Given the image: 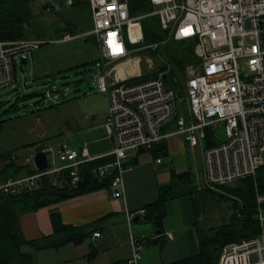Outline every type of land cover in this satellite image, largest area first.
Returning a JSON list of instances; mask_svg holds the SVG:
<instances>
[{
	"label": "built area",
	"instance_id": "built-area-1",
	"mask_svg": "<svg viewBox=\"0 0 264 264\" xmlns=\"http://www.w3.org/2000/svg\"><path fill=\"white\" fill-rule=\"evenodd\" d=\"M153 12L164 29L176 39L197 38L195 53L199 61L186 68V94L180 96L164 81V72L142 70L140 54L132 55L143 40L142 15L130 13L128 0H89L94 34L99 50L94 74L99 91L106 93L108 108L104 122L113 141L104 153L112 159L92 167L100 179L112 176L110 194H125L124 171L133 165L141 151H150L160 139L181 133L192 146H202L205 180L211 186L255 176L264 166V0H151ZM73 35L63 32L61 39ZM48 38L0 39V89L16 80L18 62ZM133 59L121 72L119 64ZM148 69L154 60L147 57ZM142 77L135 80L136 77ZM186 100L190 117L180 113L174 131H164ZM223 126L225 136L216 144H203L207 127ZM216 134V133H215ZM217 135V134H216ZM48 153L54 151L46 147ZM63 164H52L31 174L13 175L0 180V196L41 187L45 175L61 186L65 169L71 183L79 181V166L102 155L91 154L87 146L74 148L68 142L55 149ZM50 159V157H49ZM162 156L157 157L160 162ZM198 188H201L199 185ZM258 234L227 244L219 264L230 256L239 264H264V191H257ZM145 208L128 211L129 223ZM100 235L99 231L94 232ZM146 239L131 231L130 254L124 264H143L141 250ZM228 245L232 248L229 250Z\"/></svg>",
	"mask_w": 264,
	"mask_h": 264
},
{
	"label": "trees",
	"instance_id": "trees-1",
	"mask_svg": "<svg viewBox=\"0 0 264 264\" xmlns=\"http://www.w3.org/2000/svg\"><path fill=\"white\" fill-rule=\"evenodd\" d=\"M35 1L0 0V39L60 38L63 32L76 35L93 27L89 0H70L69 3H67L68 0H39L40 11L34 10ZM128 2L132 15H142L144 38L137 43V46L144 53L156 58L159 63V71L164 72L165 84L173 88L180 96H185L186 66L199 61L195 53L197 38L176 39L169 30L162 27L159 14L153 12L155 6L151 0H128ZM46 11L54 14L56 19L49 23L42 18ZM90 35H86L85 39L88 40ZM26 60L27 58H23L21 62ZM45 94L46 91L43 92V95ZM28 96L29 94H26L25 98ZM58 103L59 101H55L52 104ZM25 105L22 106L15 100L10 107H5L3 112H0V132L8 129L7 121L9 119L19 117L25 122V119L31 116L43 114L42 110L45 108L38 100L34 109H28ZM180 113L177 110L172 122L176 121ZM183 113L185 114V112ZM185 115L188 117L187 112ZM9 128L15 130L18 127L10 125ZM221 140L222 138L217 137L212 127H207V145L216 144ZM161 141H157L151 150L158 154H164L166 151L164 144L156 148ZM38 143L45 144V147L48 146L45 138L39 142L32 141L21 143V145L36 147ZM0 159L3 160L0 165V180L13 175L31 174L37 171L32 160L19 162L16 148L1 151ZM111 159L112 157L106 155L80 164L79 181L75 184L71 183L70 169H65L63 171L65 177L61 186L54 185L52 183L53 175L48 174L43 177L41 187L0 196V264H39L36 255L25 250L24 245L41 249L48 246H60L69 241L81 242L88 235L86 227L62 223L59 213L53 214V219H56V229L52 235H44L38 239L27 238L22 229L21 215L77 194L101 187H110L112 176L100 179L94 175L91 169L93 166ZM135 162L136 159L132 161L133 164ZM172 176L170 184L161 186L158 196L143 206L146 211L144 218L152 221L160 230H162L163 219L166 216L168 199L191 192L194 187L200 190L212 189L211 186L198 188L194 184V173L191 171L178 174L172 170ZM219 185L225 191H221V193L230 192L235 196V211L230 219L224 224L212 226L206 230H198L199 250L189 256L177 258L168 264H218L225 245L260 232L256 189L264 191V166L258 169L255 176L244 177L232 184ZM94 253L95 251L92 250V254Z\"/></svg>",
	"mask_w": 264,
	"mask_h": 264
},
{
	"label": "rangeland",
	"instance_id": "rangeland-1",
	"mask_svg": "<svg viewBox=\"0 0 264 264\" xmlns=\"http://www.w3.org/2000/svg\"><path fill=\"white\" fill-rule=\"evenodd\" d=\"M69 2L70 0L67 1V3ZM39 4V0L34 2L35 11H40ZM47 12L43 14L42 18L50 23L56 19V16ZM85 32L87 31H84L80 36L73 37L71 41L45 42L38 49L27 53L25 62L17 63L15 69L16 80L12 85L0 89V104H2L0 105V112H3L5 107H10L15 100L22 106L26 104L25 106L28 109H34L38 100L45 108L42 110L43 114L31 116L25 119V122L19 117L9 119L7 121L9 130L5 129L0 132V152L16 148L19 162H29L32 160L35 147L30 145L24 147L21 143L39 142L45 138L48 146L54 149V151L49 152L52 164H63L64 160L55 152L58 143L61 141L68 142L74 148H79L81 145L88 146L92 153L98 151V146L103 143L101 140L107 143L111 142L102 123L108 108L106 93L98 90L94 79L95 72L99 70L96 65L97 40L95 35L91 33L86 34H91L88 37L89 39L86 40ZM135 46L137 44L133 47ZM131 54L141 55L143 71L154 74L159 72V63L155 57L144 53L141 48ZM148 56L154 60V68L150 70L148 69ZM85 59L90 61L84 65L74 66ZM132 60H129V62ZM64 61H67L65 64L69 65H64L65 67L61 71L43 73L42 68L44 65L48 66L49 63L56 64ZM126 63L119 67L122 68V71L125 65H129V63ZM44 91H46L45 95L37 94ZM26 94H29L27 98H25ZM55 101H59V103L52 104ZM185 109H187L186 100L179 101L178 110L184 112ZM10 125L18 128L15 130L10 129ZM215 133L217 137L223 138L225 136L224 127L220 126L215 130ZM205 142L203 140V144ZM201 148V145L191 148L189 157L191 168L195 172L194 184H202L207 187L211 185L204 181L200 170ZM2 161L0 159V165ZM238 180L230 183H235ZM211 187L215 190H200L194 187L191 192L179 196L184 208L185 218L190 224L187 226L192 228L193 232L196 229L197 231L206 230L209 227L224 224L235 211L234 194L230 192L221 193V191H225L219 184ZM256 190L260 191L258 188ZM169 219L173 221L172 216H169ZM132 225L136 230L137 227L144 225L150 227L151 223L142 220L133 221ZM160 253L161 246L159 243L144 242L141 250V262L143 264H159Z\"/></svg>",
	"mask_w": 264,
	"mask_h": 264
},
{
	"label": "crops",
	"instance_id": "crops-1",
	"mask_svg": "<svg viewBox=\"0 0 264 264\" xmlns=\"http://www.w3.org/2000/svg\"><path fill=\"white\" fill-rule=\"evenodd\" d=\"M81 34L73 35V37ZM72 38H52L54 40L51 42H66V40L71 41ZM98 59L99 50L97 47L96 60L98 61ZM89 61V59H85L74 66L84 65ZM65 63L67 61L56 64L49 63L48 66H43L42 71L46 74L59 72L64 69ZM96 65L98 66L97 62ZM121 72H123L122 69ZM184 112L185 114L187 112L188 117H190L187 109ZM105 119L106 116L102 122L103 125ZM172 120L164 126V131L176 129V121L172 122ZM160 140L162 141L157 144L156 148L164 144L166 150L164 154H158L152 150L141 151L136 157V162L124 171V195L112 196L110 187H101L23 213L20 218L22 229L25 236L30 239H38L55 232L56 219H53L54 213L60 214L62 223L84 226L88 232V235L79 243L69 241L60 246H48L41 249L25 245V250L34 253L39 264H124L130 254L129 237L132 231L137 235L148 237L146 241L148 243L149 241L155 244L159 243L161 246L159 264H168L177 258L196 253L199 250L198 231L196 229L193 232L192 228L187 226L190 224L185 218L179 196L167 200L166 216L163 219L160 232H157L158 228L152 221L144 218L145 214L137 213L132 222L143 220L150 222V227L144 225L135 230L132 222L129 223L127 218L128 211L141 209L146 203L158 196L161 186L170 184L173 177L172 170L178 174L193 172L189 153L194 146L190 145L181 133L173 132ZM110 141L107 143L101 140L103 143L98 146V151L94 153L87 147L91 154L106 156L104 153L113 146L111 138ZM81 147L83 146L81 145L79 148ZM109 156L112 157V155L107 154V157ZM159 156H162L160 162L157 161ZM200 170L204 181H206L202 152ZM193 173L195 175V172ZM196 185L204 187L202 184ZM169 216H172L173 221H170ZM95 231H99L100 235H95ZM92 250L95 251L94 254H92ZM223 264L239 263L232 260L230 256H225Z\"/></svg>",
	"mask_w": 264,
	"mask_h": 264
},
{
	"label": "water",
	"instance_id": "water-1",
	"mask_svg": "<svg viewBox=\"0 0 264 264\" xmlns=\"http://www.w3.org/2000/svg\"><path fill=\"white\" fill-rule=\"evenodd\" d=\"M37 94L43 95V92L37 93ZM32 162L37 169H43V168L50 166L49 153L45 147V144L40 143L36 145V147L34 148ZM157 232H160V229H158ZM231 248L232 246L228 245V249L230 250Z\"/></svg>",
	"mask_w": 264,
	"mask_h": 264
},
{
	"label": "bare ground",
	"instance_id": "bare-ground-1",
	"mask_svg": "<svg viewBox=\"0 0 264 264\" xmlns=\"http://www.w3.org/2000/svg\"><path fill=\"white\" fill-rule=\"evenodd\" d=\"M128 62V61H127ZM126 63V62H125ZM129 63V69L132 71L135 67H137V61H134V60H132V61H130V62H128ZM124 65V63H122V64H119L118 65V68L120 67V66H123ZM125 68H126V65L124 66ZM121 69L122 68H119V70L121 71Z\"/></svg>",
	"mask_w": 264,
	"mask_h": 264
}]
</instances>
